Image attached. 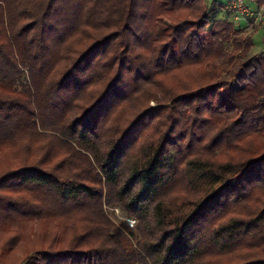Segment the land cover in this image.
<instances>
[{
	"label": "trees",
	"instance_id": "obj_1",
	"mask_svg": "<svg viewBox=\"0 0 264 264\" xmlns=\"http://www.w3.org/2000/svg\"><path fill=\"white\" fill-rule=\"evenodd\" d=\"M0 264H264L253 36L207 0H0Z\"/></svg>",
	"mask_w": 264,
	"mask_h": 264
},
{
	"label": "crops",
	"instance_id": "obj_2",
	"mask_svg": "<svg viewBox=\"0 0 264 264\" xmlns=\"http://www.w3.org/2000/svg\"><path fill=\"white\" fill-rule=\"evenodd\" d=\"M233 1L234 0H207V5L212 8V10H214V16L216 17V20H227L230 23H234L235 29L244 30L253 36L256 44L258 42L261 43L262 41H257L256 37L260 36L261 33L264 32V24L252 27L253 31H251V29L248 28L250 20L242 18L237 20L238 17H236V14L230 10L229 6ZM259 1L261 0H245V4L250 8V10H255ZM217 16H222V18H218Z\"/></svg>",
	"mask_w": 264,
	"mask_h": 264
},
{
	"label": "rangeland",
	"instance_id": "obj_3",
	"mask_svg": "<svg viewBox=\"0 0 264 264\" xmlns=\"http://www.w3.org/2000/svg\"><path fill=\"white\" fill-rule=\"evenodd\" d=\"M212 9V8H210ZM218 18H222V16H217ZM216 18V17H215ZM233 28L235 27L234 23H231ZM248 28L251 29V31H253L252 27H250L248 25ZM234 30L236 31L237 29L234 28ZM249 32V31H248ZM264 32L261 33L260 36H257L256 39L257 41H262L261 43L258 42L256 44V48L257 51L263 50L264 49V42H263V37ZM239 89V86L237 83L232 82V86H231V93L235 94ZM152 105H155L154 102L151 103ZM106 216L111 220V222L118 227L119 230H121V232H123V234L130 240V242H132L133 245L136 246V237L132 235V233L136 231V226H137V220H135L134 218H130L127 217L123 211L121 210L120 207H108L105 206L104 207ZM135 220V223L133 224V222L131 221ZM132 225V226H131Z\"/></svg>",
	"mask_w": 264,
	"mask_h": 264
},
{
	"label": "built area",
	"instance_id": "obj_4",
	"mask_svg": "<svg viewBox=\"0 0 264 264\" xmlns=\"http://www.w3.org/2000/svg\"><path fill=\"white\" fill-rule=\"evenodd\" d=\"M229 8L236 14V17H238L237 20L240 18L250 20L248 24L250 27L264 24V4H258L255 10H250L245 4V0H234ZM132 222L134 224L135 220Z\"/></svg>",
	"mask_w": 264,
	"mask_h": 264
}]
</instances>
